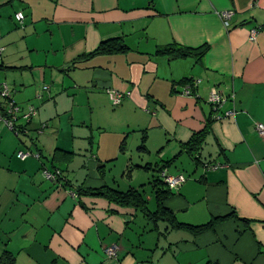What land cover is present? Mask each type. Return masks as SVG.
<instances>
[{"label": "crops", "instance_id": "crops-1", "mask_svg": "<svg viewBox=\"0 0 264 264\" xmlns=\"http://www.w3.org/2000/svg\"><path fill=\"white\" fill-rule=\"evenodd\" d=\"M263 27L264 0H0V92L23 111L49 102L35 137L0 120V264H264ZM112 38L127 49L101 53ZM172 45L187 55L159 52ZM99 100L119 122H93ZM162 166L183 177L161 203L179 226L148 215ZM103 188L146 208L88 193Z\"/></svg>", "mask_w": 264, "mask_h": 264}, {"label": "trees", "instance_id": "trees-1", "mask_svg": "<svg viewBox=\"0 0 264 264\" xmlns=\"http://www.w3.org/2000/svg\"><path fill=\"white\" fill-rule=\"evenodd\" d=\"M125 49H127V45L125 44L123 39H121V38H112V39H108V40L103 41L101 46H100L99 51L101 53L102 52L113 53V52H121V51H123ZM159 52L162 53V54H166V53H173L174 54V52H178L179 53V54H177L178 56H186L187 53H188V50L182 49L180 47H175V46L172 45V46H167V47H164V48L160 49ZM202 53H204V50H202ZM192 89H193V84H191V86L188 87L186 89V91L191 92ZM0 98L2 99L1 96H0ZM122 101H123V96H122V100H121L120 104L122 103ZM5 103L6 102L0 100V114L3 115V116L6 115V110H7V108L5 106ZM112 103H113V101H112ZM210 104H211L212 108L214 109L213 113H217V110L221 111L220 104H213V103H210ZM220 114L221 113H218L217 115H220ZM30 123L31 122H26L25 125H20V127H17V125H16L17 130L20 131V132L21 131L23 132L22 129L24 127H26L27 131L31 130L29 128V124ZM196 142H197V137L195 136L193 141L190 142V146L194 145V144H197ZM40 155H41V153L39 154V158H40ZM54 168H56V167H54ZM164 168H165V166H162L160 168V170H159V178H157L156 181H155V183H157L158 187H159V194H158L159 206H158V210L156 212H154V213H149L148 215L152 219H156V218L165 219V220H168L169 222H173L176 226H179L180 224L176 223V221L174 220V217L172 216V214L169 211H167L166 209L162 208V206H161L162 201L168 197V195H169L168 193L170 192L168 184L166 183V181H165V179L163 178V175H162L163 172L166 173V169H164ZM61 177L62 176L59 177V180H62ZM66 181L67 180H65V183H63L64 185H66ZM161 185L165 186V188L163 186H161ZM88 193L92 194V195H95V196L101 195V196H104V197H108L110 199H114L120 204H123V203H126L128 205L132 204V205H134L136 207L142 208L143 210L146 208V204H145L146 201L143 199L142 195L137 190H129L127 192L121 193V192L113 191L112 189H109V188H103V189H100V190H91V191H88ZM218 220H221V219L219 218V219H215V220L211 221L208 224V227L214 226V224ZM204 227L205 226H203L202 228H204ZM3 263L4 264H12V260L11 261H7V262L5 261Z\"/></svg>", "mask_w": 264, "mask_h": 264}, {"label": "built area", "instance_id": "built-area-1", "mask_svg": "<svg viewBox=\"0 0 264 264\" xmlns=\"http://www.w3.org/2000/svg\"><path fill=\"white\" fill-rule=\"evenodd\" d=\"M219 16L224 20V21H228L231 17H232V11H223L221 14H219ZM16 18L18 20H22L23 19V14L21 12L16 14ZM264 29V27H263ZM259 28H253L251 30L250 33V39L255 40L258 32H259ZM44 89H47V87L45 86ZM0 96L2 97L3 101L6 102L5 106L7 108L6 110V115L3 116L0 114V120L3 121L4 123H6V125L11 129V130H17L16 128V120H18V116L21 115V118L24 119L25 121H30L32 119V117L34 115H36V107L33 105H29L26 111H23L16 103H14V101L11 98L8 86L6 84H4V86L2 87V90L0 92ZM112 101L114 105H119L121 100H122V94L117 93V92H113L112 95ZM223 100V97L218 94L216 91H213V93L211 94V97L209 98V102L213 103V104H220ZM227 115H229L230 113H226ZM256 131L258 132V134L260 136L264 137V124L263 123H257L256 124ZM18 131V130H17ZM32 155V153L30 151H20L18 153V156L20 158H25ZM36 157H39V155L37 154ZM218 167V166H217ZM215 168V167H214ZM44 176L50 180V181H58L59 177L62 176L61 173L59 172V170H53V169H45L43 171ZM163 177L166 181V183L174 188V187H178L182 182H183V177L182 176H174V175H169V174H165L163 173ZM62 178V177H61ZM106 252L108 254V256H113L116 254V249L114 247H109L106 249Z\"/></svg>", "mask_w": 264, "mask_h": 264}, {"label": "rangeland", "instance_id": "rangeland-1", "mask_svg": "<svg viewBox=\"0 0 264 264\" xmlns=\"http://www.w3.org/2000/svg\"><path fill=\"white\" fill-rule=\"evenodd\" d=\"M18 29H22V26H20ZM29 36H26V40H27V38H28ZM66 71V70H65ZM1 82H6V83H8L7 81H5V79L3 80V81H1ZM46 86V85H45ZM35 99V98H34ZM16 101V100H15ZM19 101V100H18ZM17 102V101H16ZM18 103V102H17ZM49 102L47 101V100H45L44 102H41V103H39V104H37L36 105V103L34 104L35 105V107H37V110H38V114H39V111H40V113H41V115L42 114H44L45 112H48L49 110L47 109V107H46V105L48 104ZM27 105V104H26ZM26 107V106H25ZM117 110H118V108H113L112 106H110V110L109 109H107V108H105L104 107V105H102V101H100L99 100V105H98V107H97V109H96V111L94 112V114L92 115V120H93V122H95V123H98V124H100V125H102V126H109V125H111V124H113V123H117V122H119V120H120V116H119V114L117 113ZM38 114L34 117V119L32 120V123H34L35 122V120H36V117L38 116ZM62 115V113H57L56 115H55V119L58 121V119L60 118V116ZM81 117H86L84 114H82V115H80ZM25 122V121H24ZM3 124V126L5 125V123L4 122H2ZM26 123V122H25ZM39 124V123H38ZM6 126V125H5ZM4 126V127H5ZM41 125H39L38 127H40ZM54 125L53 124H51L47 129L45 128L43 131H45V135H44V138H45V141H49V142H53V138H54V135H52L51 133H50V129L53 127ZM7 127V126H6ZM5 127V128H6ZM42 127V126H41ZM40 127V128H41ZM94 128H96V126H94ZM8 131L10 130L9 129V127H7L6 128ZM11 131V130H10ZM40 131H42V128H41V130ZM101 131H99V130H97V129H94V131H93V133L95 134V137H98V135H99V133H100ZM12 133L13 134H16L14 131H12ZM37 134H39L38 133V130H31L30 132H29V134H27L26 135V137H28V136H33V137H35V136H37ZM17 137H21V139L23 138V136H25V134H22V132H20V134L19 135H16ZM16 139H18V138H16ZM19 140V139H18ZM24 140V139H23ZM81 140H80V138H76V140H74L73 141V143H74V146L75 147H79L80 146V142ZM30 157H32V155L30 156ZM34 158H36L35 156H33ZM49 169H51V168H49ZM117 171H118V163H117ZM41 174L43 175V177H44V173L42 172V170H41ZM45 179V178H44ZM46 180V179H45ZM47 181H49V180H47Z\"/></svg>", "mask_w": 264, "mask_h": 264}, {"label": "bare ground", "instance_id": "bare-ground-1", "mask_svg": "<svg viewBox=\"0 0 264 264\" xmlns=\"http://www.w3.org/2000/svg\"><path fill=\"white\" fill-rule=\"evenodd\" d=\"M19 12H21V13L23 14L22 11H19ZM19 12H17V13H19ZM17 13H15V19H16L17 21L23 22V20H24V18H25V17H24V14H23V19H22V20H18V19L16 18V14H17ZM213 91H216V92H217L216 89H213V90H212V93H213ZM113 92H117V91H112V92H110V97H111V95H112ZM117 93H119V92H117ZM212 93H211V94H212ZM217 93H218V92H217ZM211 94H210V97H211ZM111 99H112V97H111ZM163 173H165V172H163ZM165 174H166V173H165ZM162 175H163V174H162Z\"/></svg>", "mask_w": 264, "mask_h": 264}]
</instances>
